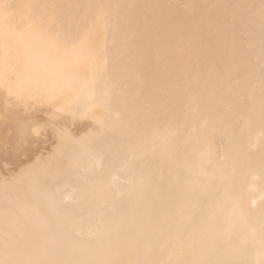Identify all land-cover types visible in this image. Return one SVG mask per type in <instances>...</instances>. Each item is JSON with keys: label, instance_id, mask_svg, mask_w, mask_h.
<instances>
[{"label": "bare ground", "instance_id": "1", "mask_svg": "<svg viewBox=\"0 0 264 264\" xmlns=\"http://www.w3.org/2000/svg\"><path fill=\"white\" fill-rule=\"evenodd\" d=\"M0 264H264V0H0Z\"/></svg>", "mask_w": 264, "mask_h": 264}]
</instances>
